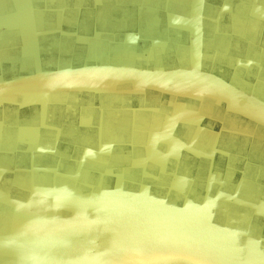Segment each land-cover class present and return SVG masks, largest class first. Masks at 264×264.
Listing matches in <instances>:
<instances>
[{"label":"water","instance_id":"water-1","mask_svg":"<svg viewBox=\"0 0 264 264\" xmlns=\"http://www.w3.org/2000/svg\"><path fill=\"white\" fill-rule=\"evenodd\" d=\"M263 141L264 0H0V264H264Z\"/></svg>","mask_w":264,"mask_h":264},{"label":"flooded vegetation","instance_id":"flooded-vegetation-1","mask_svg":"<svg viewBox=\"0 0 264 264\" xmlns=\"http://www.w3.org/2000/svg\"><path fill=\"white\" fill-rule=\"evenodd\" d=\"M264 142V141H263ZM5 149H3V147L1 148L0 153H3ZM19 175H16L15 177L13 175H11V173H9L8 171H6L5 174V181H11L13 183V189L15 188L16 184H19ZM3 217L2 214H0V219Z\"/></svg>","mask_w":264,"mask_h":264},{"label":"rangeland","instance_id":"rangeland-1","mask_svg":"<svg viewBox=\"0 0 264 264\" xmlns=\"http://www.w3.org/2000/svg\"><path fill=\"white\" fill-rule=\"evenodd\" d=\"M7 191V190H6Z\"/></svg>","mask_w":264,"mask_h":264}]
</instances>
